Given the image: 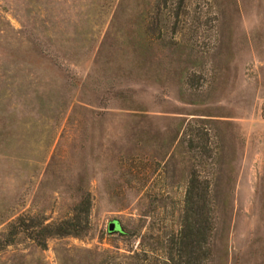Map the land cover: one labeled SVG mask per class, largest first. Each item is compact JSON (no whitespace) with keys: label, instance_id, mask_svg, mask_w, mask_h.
I'll use <instances>...</instances> for the list:
<instances>
[{"label":"rangeland","instance_id":"rangeland-1","mask_svg":"<svg viewBox=\"0 0 264 264\" xmlns=\"http://www.w3.org/2000/svg\"><path fill=\"white\" fill-rule=\"evenodd\" d=\"M192 175L205 264H264V0H0V264H174Z\"/></svg>","mask_w":264,"mask_h":264},{"label":"trees","instance_id":"trees-1","mask_svg":"<svg viewBox=\"0 0 264 264\" xmlns=\"http://www.w3.org/2000/svg\"><path fill=\"white\" fill-rule=\"evenodd\" d=\"M90 200L88 194L83 195L80 201L74 206L73 214L65 220L55 223L30 225L29 235L36 245L44 247L46 240L52 236H80L83 234L89 216ZM209 190L205 180H200L192 175L188 180L185 190L182 209L180 211V228L177 231L174 247L178 253V261L174 264H205L209 249L206 245V238L210 224L209 214ZM35 218H31L34 220ZM25 225L22 216H17L8 226V231L0 238V249L12 244ZM122 233L123 230H120ZM169 261L174 258L169 252Z\"/></svg>","mask_w":264,"mask_h":264},{"label":"water","instance_id":"water-1","mask_svg":"<svg viewBox=\"0 0 264 264\" xmlns=\"http://www.w3.org/2000/svg\"><path fill=\"white\" fill-rule=\"evenodd\" d=\"M108 229H109V231H115L116 229H119V231L121 230L116 221L110 222Z\"/></svg>","mask_w":264,"mask_h":264}]
</instances>
